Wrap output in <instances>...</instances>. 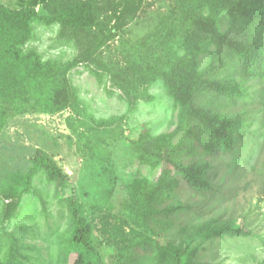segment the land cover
Returning <instances> with one entry per match:
<instances>
[{
	"label": "rangeland",
	"instance_id": "374dc122",
	"mask_svg": "<svg viewBox=\"0 0 264 264\" xmlns=\"http://www.w3.org/2000/svg\"><path fill=\"white\" fill-rule=\"evenodd\" d=\"M185 2L95 0L101 25L84 34L34 22L35 38L29 45L43 60L78 61L66 79L80 102L70 99L54 113L37 107L14 115L0 132V188L12 173L28 171L38 149L67 175L61 182H49L38 172L9 217V200L0 191V232L22 241L21 258L27 264H60L58 254L69 231V196L84 206L105 264H153L150 252L139 244L148 236L173 247L191 242V259L197 264H264V78L255 81L260 99L247 108L236 151L211 155L181 140L179 160L210 165L207 190H195L175 173L164 174L163 168L139 164L132 152V140L145 128L155 135L175 128L173 102L161 81L148 73L146 62L176 43L172 21ZM0 3L13 7L15 0ZM37 10L44 13L42 6ZM140 177L151 180L162 206L173 208L147 226L124 210L129 185ZM224 221L249 234L193 237L194 230ZM4 252L3 246L0 258Z\"/></svg>",
	"mask_w": 264,
	"mask_h": 264
},
{
	"label": "trees",
	"instance_id": "16d2710c",
	"mask_svg": "<svg viewBox=\"0 0 264 264\" xmlns=\"http://www.w3.org/2000/svg\"><path fill=\"white\" fill-rule=\"evenodd\" d=\"M38 6L43 7V14L38 12ZM36 21L55 23L75 34L101 25L95 0H66L62 4L53 0H15L13 7L0 3V132L14 115L37 107L54 113L70 99L80 102L76 88L66 79L78 61L59 64L43 60L29 45L35 38ZM172 22L176 43L156 60L146 62V70L161 81L171 98L176 125L157 135L145 128L132 140L131 147L139 164L152 170L163 168L167 175L173 172L191 188L203 191L210 187L211 167L206 162L179 160L180 142L187 141L211 155L237 150L247 108L255 106L261 95L255 81L264 78V0H186ZM38 172H43L49 182L67 178L55 160L38 149L28 171L12 173L0 188L1 196L9 200L5 205L8 217ZM262 183L264 188V176ZM151 188L149 178H135L124 204L126 214L146 226L173 211L159 203ZM40 200L45 208L44 200ZM65 203L69 231L66 245L58 254L60 264H105L84 206L73 196L67 197ZM247 234L227 221L193 231L195 239ZM142 239L139 244L150 252L153 264H197L191 259V242L182 248L149 236ZM261 242L264 246L263 239ZM3 246L5 254L0 264H27L21 258L22 241L14 234L0 232V249Z\"/></svg>",
	"mask_w": 264,
	"mask_h": 264
}]
</instances>
